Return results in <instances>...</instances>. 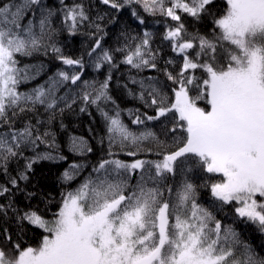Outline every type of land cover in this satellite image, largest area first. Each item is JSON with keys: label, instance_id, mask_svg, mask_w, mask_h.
I'll list each match as a JSON object with an SVG mask.
<instances>
[{"label": "snow or ice", "instance_id": "obj_1", "mask_svg": "<svg viewBox=\"0 0 264 264\" xmlns=\"http://www.w3.org/2000/svg\"><path fill=\"white\" fill-rule=\"evenodd\" d=\"M236 225L264 249V0H0V264H264Z\"/></svg>", "mask_w": 264, "mask_h": 264}, {"label": "trees", "instance_id": "obj_2", "mask_svg": "<svg viewBox=\"0 0 264 264\" xmlns=\"http://www.w3.org/2000/svg\"><path fill=\"white\" fill-rule=\"evenodd\" d=\"M47 3L50 5H55L57 3V0H46ZM68 2H71V0H68ZM156 29L159 31H163L162 25H156ZM109 39V43H111V38ZM159 40V38H158ZM81 49V37L77 36L71 43L67 44L65 46V52L69 55H79ZM87 59V57H85ZM48 63V70L49 73L56 70L57 67H59L58 61H47ZM106 71V69H105ZM120 72H124V66L121 65ZM120 73H118L119 75ZM84 79H103L102 73H97L94 71V69L91 66H86L84 72L82 73ZM43 79V77L37 78V81L33 82V85L37 82H40ZM114 83V82H113ZM32 85H22L21 90H25L27 87H31ZM118 101H123L122 106L124 107H135L138 106L136 102L132 101L130 98L124 97L120 94H117ZM93 116L90 117L86 113L80 114L79 116H67L65 119V123L69 125V129L77 134V135H84L86 138L90 140V143L93 145L94 149H96L95 155L98 156L100 145L97 144L95 139H92L89 136L88 127L91 126L95 129L97 133L102 131V124L100 123V117L98 114L95 113V110L93 109ZM127 120V116L124 117ZM95 120V122H93ZM59 131V129H57ZM58 143L61 145L63 154L68 156L67 161H61L59 163H52L49 161H42L38 165H36L37 173L43 175L46 177V184L48 189L52 192L53 195L59 194V185L57 181V177L59 176L60 172L63 171L65 167L68 166L69 163L72 162V160L75 158L79 160V157H74L73 153L68 151V144H67V138L64 133H61L58 136ZM43 148V146H41ZM92 155V154H89ZM95 156H93V159ZM126 158V157H125ZM15 165H13L14 167ZM230 222V221H226ZM238 230H242V239H247L250 243L253 244L254 248L257 252L264 253V249L260 248V239L259 234L256 233L251 227L245 229L243 225H236Z\"/></svg>", "mask_w": 264, "mask_h": 264}]
</instances>
